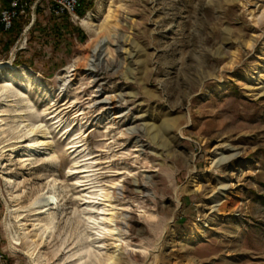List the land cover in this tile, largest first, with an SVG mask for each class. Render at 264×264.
Here are the masks:
<instances>
[{
  "label": "rangeland",
  "instance_id": "rangeland-1",
  "mask_svg": "<svg viewBox=\"0 0 264 264\" xmlns=\"http://www.w3.org/2000/svg\"><path fill=\"white\" fill-rule=\"evenodd\" d=\"M22 1L0 27V264H264V0H83L61 18ZM87 16L121 64L97 82ZM126 180L134 193L109 197ZM126 214L122 246L92 239L94 218Z\"/></svg>",
  "mask_w": 264,
  "mask_h": 264
},
{
  "label": "bare ground",
  "instance_id": "bare-ground-1",
  "mask_svg": "<svg viewBox=\"0 0 264 264\" xmlns=\"http://www.w3.org/2000/svg\"><path fill=\"white\" fill-rule=\"evenodd\" d=\"M89 20L90 19L87 16L82 20V23H81L82 26L89 32V34H91L90 39L86 45V49H87L86 69L91 70V72L94 74V76H96L93 81L97 82L98 81V73L97 72H99L100 70H105V71L112 70L114 72H117V71H119L121 64L118 61L109 60V58H107L106 55H103L104 50H105L104 47L107 46V43H108V41L106 40L104 29L94 26V24L91 23ZM114 43L117 46V48L119 49L120 39L116 38ZM4 67H7V66H4V64L0 63V70H2ZM70 67H73V69L69 70ZM70 67L67 70H64L65 71L64 75L61 76L62 78L60 77L63 81L64 86L68 82H70V83L73 82L76 79L77 75H80V73L78 72V70L81 68L80 64H77V63L72 64ZM5 90L6 91H3V92H5V94L6 93L8 94L6 96V99H7L10 96L9 94H11V93L8 92L9 89H5ZM96 93H97L96 97L98 96V98L95 99V104L96 103H103L105 108H106V112L111 115V117L113 118L114 121H116L118 118L122 117V115H120V113H118V111H119L118 103L120 100H118L116 96H108V97L102 99L101 95H100L101 93L99 91H97ZM99 97L101 99H99ZM16 115L17 116L22 115V112H18V114H16ZM33 127L29 131L28 130L25 131L28 136H30L34 132ZM125 132L126 133H135V132H137V130H136V127L133 126V127H129ZM29 145H30L31 149L35 148L33 143H30ZM221 157L222 158L219 157V159L216 158L217 160L215 159V166L216 167L222 166V164L224 162H226L227 160L229 161V159L232 156H228V157L221 156ZM146 178L149 180L148 181L138 180V182H139L138 187L141 188L143 192H144V190H146V192H144L145 196L148 195V183H151V184L153 183V176L150 175V176H147ZM113 188L114 189H113L112 195L109 197L121 196L122 198L125 199L127 197H130L134 193V190L132 188V184L129 180H126L122 184L114 183ZM217 201H218V199H217V197H215L213 199V203H215ZM54 204H55V197L54 196H51V195L44 196L43 194L38 196L33 202L34 207L38 208V207L42 206V211H49V210L55 209ZM215 206H213V207H215ZM39 211H41V210H39ZM132 218H133V216L131 214H126L124 217V220L116 221V223L114 222V225H111L110 223L113 222V219H114L112 216L106 217L105 215H101V217L94 218V219H93V217H89V221L91 219H93V221L92 220L91 221L97 225V229L94 232V234L92 235V236H94V238H92V239H94V241H95V239L97 240L101 237L107 236V238H108L109 236L115 237V235H117L118 241L120 242L119 246H122L123 242H122L121 238H123V235H130L131 234ZM106 221H107V225H106ZM50 223H53V222H50ZM49 226H50V224L47 225L45 228L47 229V228H49ZM111 226H113V227H111ZM45 233H46V231H45ZM9 234L12 235L13 240H16V241L19 240L20 234H18L16 231L12 232L11 230H9ZM91 241H93V240H91ZM97 242H99V241H97ZM69 245H71V244L69 243L68 246ZM45 246H46V244H44L42 247H45ZM89 246L94 247L92 244H88V245L84 246L83 249L80 251L81 254L79 255L78 258L81 259L83 254H85L84 253L85 250H87L88 254L90 253V251L92 249L91 248L88 249ZM36 248H37V246H36ZM35 250L36 249H34V251ZM33 254H34V252H31V255H33ZM128 254L131 255L132 253L128 252ZM56 256H57V254H56ZM114 258H115L114 255L109 257L107 259L106 264H114L116 262ZM79 264H82V263H79Z\"/></svg>",
  "mask_w": 264,
  "mask_h": 264
},
{
  "label": "built area",
  "instance_id": "built-area-1",
  "mask_svg": "<svg viewBox=\"0 0 264 264\" xmlns=\"http://www.w3.org/2000/svg\"><path fill=\"white\" fill-rule=\"evenodd\" d=\"M36 7L44 8L51 15L56 18H60L63 15L74 16L80 5V0H31ZM9 7L3 9L0 13V22L3 25V29L8 31L12 28L15 19L19 14L25 12V7L22 0L11 1Z\"/></svg>",
  "mask_w": 264,
  "mask_h": 264
},
{
  "label": "trees",
  "instance_id": "trees-1",
  "mask_svg": "<svg viewBox=\"0 0 264 264\" xmlns=\"http://www.w3.org/2000/svg\"><path fill=\"white\" fill-rule=\"evenodd\" d=\"M82 1H83V0H80V5H79V7L82 5ZM3 5H4V6L6 5V6L4 7V9L7 8V7H9V5H10V1H7V3L4 2ZM79 7H78V8H79ZM77 10H78V9H77ZM64 16H65V15H63L62 17H64ZM60 18H61V17H60ZM14 24H15V23H14ZM14 24H13L12 28L14 27ZM0 27H1V30L4 31V29H3V25H2L1 22H0ZM12 28H11V29H12ZM11 29H10V30H11ZM10 30H8V31H10ZM8 31H6V32H8Z\"/></svg>",
  "mask_w": 264,
  "mask_h": 264
}]
</instances>
